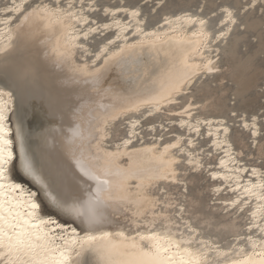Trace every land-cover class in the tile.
<instances>
[{
	"label": "snow or ice",
	"instance_id": "6c2138e0",
	"mask_svg": "<svg viewBox=\"0 0 264 264\" xmlns=\"http://www.w3.org/2000/svg\"><path fill=\"white\" fill-rule=\"evenodd\" d=\"M257 21L264 50V0H0V264H264V103L222 55Z\"/></svg>",
	"mask_w": 264,
	"mask_h": 264
},
{
	"label": "rangeland",
	"instance_id": "374dc122",
	"mask_svg": "<svg viewBox=\"0 0 264 264\" xmlns=\"http://www.w3.org/2000/svg\"><path fill=\"white\" fill-rule=\"evenodd\" d=\"M196 1L197 0H193ZM191 0H170L171 7L187 4L189 2H193ZM260 27L259 22L257 21L255 28V38H241L238 42H236V52H237V64L240 62L247 63V73L246 79L249 82V87L245 89L241 94H239V104L238 108L247 109L249 111L259 110L261 103H264V100L260 97V90L257 87L259 85L260 79L264 76V50L261 49L260 44ZM234 44V43H233ZM228 77L230 82L232 83L235 90L239 89L238 80L234 79L233 73L228 72ZM211 91L214 90L211 88ZM224 102L230 106V101L227 99ZM238 131V129H235Z\"/></svg>",
	"mask_w": 264,
	"mask_h": 264
},
{
	"label": "bare ground",
	"instance_id": "6f19581e",
	"mask_svg": "<svg viewBox=\"0 0 264 264\" xmlns=\"http://www.w3.org/2000/svg\"><path fill=\"white\" fill-rule=\"evenodd\" d=\"M193 1V0H191ZM101 3L104 4H108V3H112L115 4L117 2V0H100ZM196 3V1L193 2H189L187 4H181V5H177V6H173L171 7L170 5V10L171 11H176V12H180L181 9L184 8H188L189 6H192ZM155 19H158V17L153 18V22L155 21ZM225 58L226 61V67L228 68V72L233 73L234 79L238 80V84L239 89L236 90L239 94H241V92H243L245 89H247L249 87V82L246 79V73H247V63L245 62H240V64L238 65L237 62V52H236V42H234V44L229 48V50L226 53L222 54ZM211 91V86L208 83H205L202 86V94L204 95H209ZM224 104H226L224 101L222 102ZM228 106V105H227ZM228 107H231L228 106ZM247 110V109H246ZM249 111V110H247ZM251 112V111H249ZM211 116H221V115H227V110L226 108H212L211 109ZM44 117H43V113L39 110H37L36 113V119L34 121V126L39 125L40 123H44ZM231 123V121H230ZM118 127L120 129H123L124 125H118ZM247 133L243 132L241 130L238 129V131H236L235 129L233 130L232 133V141L235 145V147L237 149H239L241 146H244L245 148H247ZM146 143H150L149 140L146 139ZM256 155H257V163H259V149L256 150ZM20 182H24L27 186V182L23 180V178H21ZM205 191L207 190V186H204ZM208 201L205 200L204 202V206L201 209L202 211L207 212L208 211ZM219 216L218 222L216 224V227L220 229V235L222 236H228L229 235V229H230V221L229 218L224 217V216H220L219 214H217ZM86 259H89V257H86Z\"/></svg>",
	"mask_w": 264,
	"mask_h": 264
}]
</instances>
